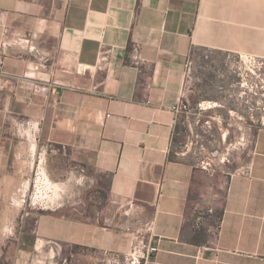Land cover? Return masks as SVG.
Masks as SVG:
<instances>
[{"label": "crops", "instance_id": "crops-1", "mask_svg": "<svg viewBox=\"0 0 264 264\" xmlns=\"http://www.w3.org/2000/svg\"><path fill=\"white\" fill-rule=\"evenodd\" d=\"M243 3L0 0V264H102L129 250L138 220L155 221L150 264H264V127L251 174L232 175L220 197L183 147L187 63L249 50L232 26ZM189 93L201 113L227 104ZM27 120L37 142L23 136ZM43 150L48 179L84 166L108 178L112 204L21 206L14 196L28 193ZM197 208L214 212L198 223Z\"/></svg>", "mask_w": 264, "mask_h": 264}, {"label": "rangeland", "instance_id": "rangeland-1", "mask_svg": "<svg viewBox=\"0 0 264 264\" xmlns=\"http://www.w3.org/2000/svg\"><path fill=\"white\" fill-rule=\"evenodd\" d=\"M243 1L242 8L245 12L240 13V18H233L232 26L233 29L246 33L249 50L240 54H218L216 61L203 58L189 60L185 93L180 103L185 112H191L188 115L191 125L189 127L186 123L183 128L184 150L189 152L201 176L206 178L205 183L211 189L212 195L219 197L229 178L234 174H241L242 168L247 165L255 135L264 127V66L261 71L262 81L259 82L256 79L249 80L253 66L241 62L242 57L264 62V0ZM192 88L196 92L199 90L204 94L208 93L206 97L209 98L204 97L200 101H218L225 98V108L199 112L196 108L198 99L193 100V93H189ZM255 92H258L257 95ZM259 102L262 103V111L257 109V112H251L249 108H255ZM204 106L208 107L209 104ZM29 137L34 142L32 136ZM34 172L35 169L32 177L27 179L30 183L28 193L24 196H14L16 200H21V206L27 209L64 206L94 212L112 204L108 196V178L95 174L84 166L74 168L66 178H49L54 184H60L62 189L57 194L51 193L50 189L39 194V199H44L38 202L35 199L37 179ZM42 175L48 176L45 167ZM25 211L19 210L16 214L21 216ZM6 224L2 228H5ZM15 224L17 229L22 227L19 219ZM7 230L10 232V229Z\"/></svg>", "mask_w": 264, "mask_h": 264}, {"label": "built area", "instance_id": "built-area-1", "mask_svg": "<svg viewBox=\"0 0 264 264\" xmlns=\"http://www.w3.org/2000/svg\"><path fill=\"white\" fill-rule=\"evenodd\" d=\"M20 42V44H23L22 41L17 40ZM140 45L136 44L133 47L132 50V56L133 60L136 64L140 63ZM28 49L31 51H34V47L30 46ZM7 55V53L3 50L0 54V76L4 75L3 72V59ZM241 62L244 64L249 63L251 66H253L254 70L252 71V75L250 77H254L259 82L262 81V68L264 66V62H261L259 60L253 59V58H244L242 57ZM40 65L35 67V70H39ZM249 76V75H248ZM45 89L42 86H35V92L36 93H42ZM258 92H255L257 95ZM261 97L262 93L260 92ZM261 102L257 104V106L253 109H258L262 111L263 107L261 106ZM182 107V106H181ZM209 124V122H207ZM24 132L23 136H26L27 138L31 135L34 142L38 141L37 132L39 130V124L33 121H25L23 122ZM30 138V137H29ZM44 156L45 152L44 150L39 154V159L37 162V166L35 167V178L37 181L43 176V166H44ZM251 174V168L250 165H246L244 168H242L241 175L249 176ZM36 181V185H37ZM138 209L140 212V207H138L136 204L131 203L130 209ZM45 209V208H43ZM139 212L137 213L139 215ZM213 209L209 210H203L202 208H197V222L201 223L207 214L213 213ZM137 226L130 232L131 236V244L129 250L124 253H118V252H105V258L103 259L102 264H150L152 262L153 256L158 252L159 248L157 243H155V236H154V228H155V221H142L138 220Z\"/></svg>", "mask_w": 264, "mask_h": 264}, {"label": "bare ground", "instance_id": "bare-ground-1", "mask_svg": "<svg viewBox=\"0 0 264 264\" xmlns=\"http://www.w3.org/2000/svg\"><path fill=\"white\" fill-rule=\"evenodd\" d=\"M210 105V104H209ZM43 177V179H42ZM38 181H37V191H36V196H35V199L38 200V202H40L41 200L43 199H39V194L41 193H45L47 192L49 189L51 191V193H54V194H57L58 192H60L61 190V185L60 184H54L53 182L50 181V179L47 178L46 175L42 176ZM27 189V188H26ZM25 191V190H24ZM27 191V190H26ZM25 191V193H26ZM50 194V192H49ZM48 194V195H49ZM43 195V194H42ZM52 195V194H50ZM49 195V196H50ZM58 197V196H57ZM46 198V197H45ZM48 199V198H47ZM52 199V198H51ZM54 199V198H53ZM49 200V199H48ZM43 202V201H42ZM52 202V201H51ZM50 202V203H51ZM51 206H52V203H51Z\"/></svg>", "mask_w": 264, "mask_h": 264}, {"label": "flooded vegetation", "instance_id": "flooded-vegetation-1", "mask_svg": "<svg viewBox=\"0 0 264 264\" xmlns=\"http://www.w3.org/2000/svg\"><path fill=\"white\" fill-rule=\"evenodd\" d=\"M250 79H255V78L249 76V80H250ZM242 80H243V78H242ZM244 80H245V79H244ZM249 110H250L251 112H257V111H258L257 109H250V108H249Z\"/></svg>", "mask_w": 264, "mask_h": 264}]
</instances>
